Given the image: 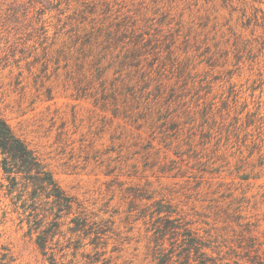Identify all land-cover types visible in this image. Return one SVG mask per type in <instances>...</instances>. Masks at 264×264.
<instances>
[{
    "label": "rangeland",
    "instance_id": "obj_1",
    "mask_svg": "<svg viewBox=\"0 0 264 264\" xmlns=\"http://www.w3.org/2000/svg\"><path fill=\"white\" fill-rule=\"evenodd\" d=\"M107 1L159 38L174 96L158 106L123 107L112 76L101 85L76 45L25 29L0 0V117L75 201L50 222L0 151V264H158L163 204L201 238L202 264H256L257 248L264 264V38L240 27L264 0Z\"/></svg>",
    "mask_w": 264,
    "mask_h": 264
},
{
    "label": "trees",
    "instance_id": "obj_2",
    "mask_svg": "<svg viewBox=\"0 0 264 264\" xmlns=\"http://www.w3.org/2000/svg\"><path fill=\"white\" fill-rule=\"evenodd\" d=\"M11 3L15 4L14 17L17 22L27 24L25 29L40 33L44 40L51 39L53 44L60 42L65 45L68 42L76 45L80 55L76 61L85 64L91 76L95 73L102 80L101 85L112 76L110 91L115 96H122L123 107H144L148 101L152 106H158L163 95L169 98L174 96L172 89V95L166 94L168 84L162 79L166 63H163L165 57L159 54L161 50H156L159 38L141 31L135 20L130 22L127 14L119 19L107 0H12ZM253 9L249 17L246 12L242 14L245 21L240 22V27L258 26L264 38V10L260 7ZM258 11L262 15L259 16ZM260 43L264 44V39ZM167 50L171 52L172 48L168 46ZM149 55L158 61L155 66ZM150 84H153L152 90ZM104 89L109 92L107 88ZM168 104L169 101L164 103V107L167 108ZM0 151L3 154V171L11 175L12 180L20 176L24 180L22 186L31 187L37 201L47 199L42 202L51 205L47 212L52 216L50 222L57 225L56 219L61 217L60 214H69L73 210V198L61 189L46 165L1 117ZM161 212L163 215H160ZM172 213L169 204H163L155 211L158 219L164 221L163 225H155L153 234L158 264H173L171 258L174 254L177 255L174 262L178 260V264H190V261L196 260L202 264L207 254L202 249L201 238L188 228L189 222L183 216L170 218ZM79 220L81 217L75 215L71 222L77 226ZM76 230L74 228L72 231ZM43 232L38 235L41 248L45 242ZM178 235L181 236V243L177 245ZM165 239L172 245L169 249L164 245ZM258 249H254L255 257L258 256ZM254 256L249 260L262 264Z\"/></svg>",
    "mask_w": 264,
    "mask_h": 264
}]
</instances>
